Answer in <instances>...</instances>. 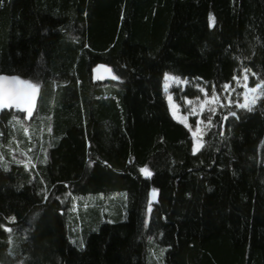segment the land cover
Listing matches in <instances>:
<instances>
[{"label": "trees", "instance_id": "obj_1", "mask_svg": "<svg viewBox=\"0 0 264 264\" xmlns=\"http://www.w3.org/2000/svg\"><path fill=\"white\" fill-rule=\"evenodd\" d=\"M0 74L38 86L28 119L0 112V264H264V98L236 106L264 0H0ZM166 74L180 112L220 102L196 154Z\"/></svg>", "mask_w": 264, "mask_h": 264}, {"label": "rangeland", "instance_id": "obj_2", "mask_svg": "<svg viewBox=\"0 0 264 264\" xmlns=\"http://www.w3.org/2000/svg\"><path fill=\"white\" fill-rule=\"evenodd\" d=\"M94 74H96V81L97 82H104V81H111V82H115L116 78L113 79V75L112 73L104 68V67H99L94 71ZM169 79H165L164 76V81H163V91H164V95H165V99L169 108V112L171 117L177 121L178 123L182 124L185 128H187L190 132L192 141H193V147H194V140L200 139L201 137H197L194 138L193 136V132L196 131L197 127H199L201 129L202 132V137L204 134V123L202 122V115L206 112V111H211V109L213 107H216L220 102L218 99H216V101L214 103H209L207 104L203 110H201L200 105L203 104L205 102V100H209L211 97H206L203 96L202 98H200L199 100L196 101H190V100H185V105L188 109V111L186 113H182L180 112V108L176 105V103L173 101L172 99V95L170 94V89L171 87H177V86H183L185 85V81L177 78V77H173L168 75ZM175 78V79H173ZM242 87L244 85V83L240 84ZM227 89V88H226ZM227 91V90H226ZM245 91L244 87L242 89V95H241V100L240 103L243 102V92ZM227 93V92H226ZM37 96V93H36ZM36 96L35 99L32 102V111L33 112L34 108H35V102H36ZM227 98V96H226ZM170 101L171 104L174 106L171 110H170ZM227 103H230V100H228ZM196 109L195 112H193V109ZM1 111H15L18 112L20 114H23L25 119H28L31 115H29L28 111L24 108V107H11V108H2L0 109ZM175 113V115H174ZM194 119V123H191L189 121V119ZM21 121V123L25 122V120L21 117V119L19 120ZM187 125V126H186ZM193 147H192V152H193ZM198 152V151H197ZM195 152V154L197 153ZM194 154V152H193ZM15 159L18 160H22V158L20 157L21 155H15ZM153 196V194H151V197ZM71 204H72V213H74V215H77V213L80 210H85L88 209L89 207H92L93 205H95L94 207H96V203L97 201H104L105 205H110L109 200H105L103 197L99 196L97 198H89V197H85V198H72L71 199ZM110 200L112 201H117V200H122V196L121 195H112L110 197ZM118 203V202H117ZM98 208V207H97ZM149 212V211H147ZM106 213L109 215L110 211L106 210ZM100 220H104L103 218H100ZM153 257L158 258L160 257V252L158 250H153L152 252Z\"/></svg>", "mask_w": 264, "mask_h": 264}, {"label": "snow or ice", "instance_id": "obj_3", "mask_svg": "<svg viewBox=\"0 0 264 264\" xmlns=\"http://www.w3.org/2000/svg\"><path fill=\"white\" fill-rule=\"evenodd\" d=\"M210 22L212 21V17H209ZM248 72V69H245V73ZM116 77H113L115 79ZM247 75H245L244 79L247 80ZM165 79H169L168 75H165ZM175 79V78H173ZM235 79V78H234ZM225 87H228L225 85ZM245 91L243 92V102L238 103L236 106L242 109H245L249 112L254 110L255 104L261 99L264 98V81H261L260 83H257L254 87L249 88L248 85L245 83L243 85ZM38 90V86L31 81L24 80L19 78L18 76H0V109L2 108H11L13 106L15 107H24L29 115H31L32 111V102L35 99L36 93ZM201 91H205L204 89H201ZM205 95L207 96V93L205 92ZM217 97L215 94L212 95V97L209 100H205L203 104L200 105L201 110L209 104L214 103L216 101ZM174 106L171 104L170 101V110ZM196 109H193V112H195ZM212 112H215V108L211 109ZM232 116H236L237 113L230 112L229 113ZM175 115V113H174ZM209 119V123H210ZM187 126V125H186ZM194 138L201 137L200 139L194 140V147L193 152L199 151L200 148H202L203 141H202V132L199 127H197L196 131L193 132ZM145 176H150L151 173L148 171L147 168H142L140 170ZM151 210V205H149V211ZM14 220L15 218H11ZM6 231H12V229L8 228L5 229ZM80 247L83 248L84 245L81 242Z\"/></svg>", "mask_w": 264, "mask_h": 264}, {"label": "water", "instance_id": "obj_4", "mask_svg": "<svg viewBox=\"0 0 264 264\" xmlns=\"http://www.w3.org/2000/svg\"><path fill=\"white\" fill-rule=\"evenodd\" d=\"M6 74H0V76H5ZM6 76H12V75H6ZM96 74L95 75H93V79H94V81H95V79H96ZM223 122H225V120L223 121ZM223 127V126H222Z\"/></svg>", "mask_w": 264, "mask_h": 264}]
</instances>
